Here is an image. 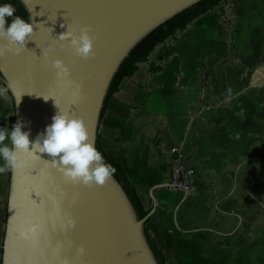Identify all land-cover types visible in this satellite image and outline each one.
<instances>
[{
	"label": "crops",
	"instance_id": "1",
	"mask_svg": "<svg viewBox=\"0 0 264 264\" xmlns=\"http://www.w3.org/2000/svg\"><path fill=\"white\" fill-rule=\"evenodd\" d=\"M12 99L0 108L9 131ZM98 130L145 207L156 206L153 230L170 264H228L220 246L247 251L251 238L264 254V0H223L169 37L122 82ZM173 145L195 170L189 192L171 183ZM8 191L5 172L0 258Z\"/></svg>",
	"mask_w": 264,
	"mask_h": 264
},
{
	"label": "water",
	"instance_id": "2",
	"mask_svg": "<svg viewBox=\"0 0 264 264\" xmlns=\"http://www.w3.org/2000/svg\"><path fill=\"white\" fill-rule=\"evenodd\" d=\"M20 1L37 28L19 55L0 40V47L13 49L0 58V74L13 89L14 124L24 122L22 131L34 142L60 110L84 121L97 148L104 100L121 62L150 31L200 0ZM84 27L93 37V56L87 60L68 42L61 49L57 40L67 30L78 37ZM57 59L69 68L68 78L56 77L52 62ZM19 158L23 166L10 172L1 264H159L144 232L156 206L139 218L114 175L103 186L86 187L67 180L46 154L39 159L20 153ZM29 222L40 228L26 240L20 232Z\"/></svg>",
	"mask_w": 264,
	"mask_h": 264
},
{
	"label": "clouds",
	"instance_id": "3",
	"mask_svg": "<svg viewBox=\"0 0 264 264\" xmlns=\"http://www.w3.org/2000/svg\"><path fill=\"white\" fill-rule=\"evenodd\" d=\"M16 12V7L11 3L0 5V40H7L15 48L13 52L10 47H0V58H4L8 52L19 55L34 39L37 24L32 17L25 20L16 15ZM63 27L65 25L61 24V28ZM49 29L51 32L54 31L52 28ZM90 31V28L84 27L77 37L73 31L67 30L60 34L57 40L61 42V49L65 47L64 42H68V46L74 50L76 56L87 60L93 56V37L89 35ZM51 51L52 48H49L43 55L47 58ZM52 68L58 79H66L70 76V70L62 60H54ZM12 90L10 84L0 87V98L7 99L8 93ZM75 95H79V86ZM19 102L20 98L18 104ZM25 126L24 122L18 120L11 126V131L0 128V160L4 162L0 166V174L14 173L23 166L19 158L20 153L31 154L39 159L46 154L51 157L52 167L63 173L67 180L86 187H92L94 184L103 186L115 173V168L106 163L102 153L89 142V134L82 119L74 118L59 110L52 117V123L36 137L34 142L29 139V132L22 131ZM69 224L74 227L75 221L69 220ZM39 228V225L29 222L20 232V236L26 240L30 239L37 234ZM83 251V248L79 249L81 255Z\"/></svg>",
	"mask_w": 264,
	"mask_h": 264
},
{
	"label": "trees",
	"instance_id": "4",
	"mask_svg": "<svg viewBox=\"0 0 264 264\" xmlns=\"http://www.w3.org/2000/svg\"><path fill=\"white\" fill-rule=\"evenodd\" d=\"M223 0H200L192 6L182 10L175 16L166 20L164 23L157 26L155 29L150 31L145 35L129 52L125 59L121 62L118 70L114 74L111 83L109 85L104 105L101 111V116L105 106L111 99L113 94L119 89L122 82L125 79L133 78L139 69V64L142 62H148L154 52L163 44L166 40L176 34L179 30L187 28L194 20H196L201 15L205 14L209 10L213 9L215 6L220 4ZM4 3L13 4L16 9V15L21 16L25 20L29 19L28 12L20 0H0V5ZM163 69V65L150 64V70L152 73L160 72ZM13 100V99H12ZM14 102V101H13ZM100 116V117H101ZM97 149L102 153L105 162L111 164L115 168V173L113 174L118 182L122 185L123 189L127 193L129 199L131 200L136 213L139 218H144L151 210L147 209L141 199L136 186L128 178L127 174L123 170L122 166L111 158L105 151L102 145V138L98 130L97 134ZM10 178V172H9ZM6 211V208H5ZM144 232L148 243L154 252L156 259L159 264H170L168 257L164 253V249L159 244L157 236L153 230V220L150 217L144 224ZM2 253V249H1ZM1 264V258H0Z\"/></svg>",
	"mask_w": 264,
	"mask_h": 264
},
{
	"label": "rangeland",
	"instance_id": "5",
	"mask_svg": "<svg viewBox=\"0 0 264 264\" xmlns=\"http://www.w3.org/2000/svg\"><path fill=\"white\" fill-rule=\"evenodd\" d=\"M0 108H2V98H0ZM11 113L10 123L11 126L13 125V117ZM7 196L5 195L2 199L3 205V226L4 230L1 232V236L4 234L5 231V206L7 203ZM251 243L247 251L245 250H239L234 247L224 248L223 246H220L219 249V259L228 261V264H264V254L260 252V247L253 246L254 241L256 240L254 238H251ZM253 241V242H252Z\"/></svg>",
	"mask_w": 264,
	"mask_h": 264
},
{
	"label": "built area",
	"instance_id": "6",
	"mask_svg": "<svg viewBox=\"0 0 264 264\" xmlns=\"http://www.w3.org/2000/svg\"><path fill=\"white\" fill-rule=\"evenodd\" d=\"M171 156V183L174 188L189 192L192 189V179L195 170L189 166L185 160V155L182 149L173 145L169 149Z\"/></svg>",
	"mask_w": 264,
	"mask_h": 264
}]
</instances>
